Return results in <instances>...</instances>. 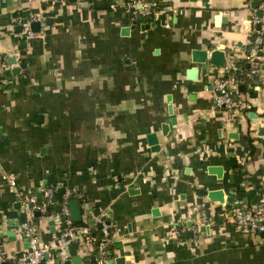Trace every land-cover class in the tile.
Listing matches in <instances>:
<instances>
[{
  "label": "crops",
  "instance_id": "1",
  "mask_svg": "<svg viewBox=\"0 0 264 264\" xmlns=\"http://www.w3.org/2000/svg\"><path fill=\"white\" fill-rule=\"evenodd\" d=\"M136 1L0 0V254L26 251L20 230L29 221L42 242L56 241L60 226H48L56 211L35 220L23 202L48 187L60 203L68 195L79 201L78 223L92 237L99 220L110 224L105 263L122 256L125 264H264V237L234 227L232 203H211L196 235L180 229L207 212L200 189H221L248 212L264 203V44L257 74L237 86L246 107L227 113L212 103L215 82L238 61L248 64L250 20L261 2L152 0L147 17L133 15ZM22 21L40 22L24 46L15 30ZM194 49L207 51L205 63L192 62ZM213 50L224 51V66L209 63ZM210 166L221 167V177ZM13 220L15 238L2 234ZM78 241L89 264L94 245ZM49 259L57 264L56 255Z\"/></svg>",
  "mask_w": 264,
  "mask_h": 264
},
{
  "label": "built area",
  "instance_id": "2",
  "mask_svg": "<svg viewBox=\"0 0 264 264\" xmlns=\"http://www.w3.org/2000/svg\"><path fill=\"white\" fill-rule=\"evenodd\" d=\"M136 2L139 5L138 7H136ZM136 2L131 5L134 16H153L155 13L154 9L157 6L154 1L137 0ZM259 8L261 11L264 10V1L261 2ZM250 22L252 25L253 39L245 51L246 60L248 63L247 72L245 73L246 77H252L257 74L259 69V54L262 51L264 44V36L260 29L256 28V26L260 24V18L256 15H252ZM20 24L22 27L20 34L24 33L26 37L33 35V32H31L29 29V23L27 21L21 22ZM228 71L229 69L226 72ZM237 86L238 82L236 80L234 71H231V73L226 78L218 79L217 83L214 85V90L216 93H214L212 96L213 106L218 109H222L227 113L238 111L246 107L245 100L239 95ZM14 183V180L11 179L10 184L14 185ZM40 192L42 197L45 199V201L41 204L37 203V197L34 194L27 195L23 199L24 204H32L28 209L30 218L34 217V211L36 210L40 211L41 214H44L46 212L48 203L52 202L50 200V198L53 196L51 188L42 187ZM62 204L63 205L60 211H56L54 217L55 223L60 226V233L59 236L56 237L55 242H42L39 232L34 230V226L31 225L30 221L22 224L20 231L24 232L26 236L29 237V248L17 258L16 264H39L40 262L44 261L43 255L48 253L53 248V245H56V248H62L64 244L78 239H82L85 242H92L94 249L99 256L97 263H105L107 257V248L111 243V238L109 237L110 224L106 221L99 220L100 224L102 225L101 231L103 235L99 238L92 237L86 227L73 224L71 222L69 218V210L65 205V201ZM207 218L206 211L201 209L196 221H192L184 227L181 226L180 229L191 231L192 234L196 235L200 225L207 222ZM229 218L234 227L238 230L264 232V203L257 205L255 211L253 212L245 211L240 206L234 207L233 210H231ZM49 260L50 259L48 258L45 261L48 262ZM4 262L5 258L0 254V264Z\"/></svg>",
  "mask_w": 264,
  "mask_h": 264
},
{
  "label": "water",
  "instance_id": "3",
  "mask_svg": "<svg viewBox=\"0 0 264 264\" xmlns=\"http://www.w3.org/2000/svg\"><path fill=\"white\" fill-rule=\"evenodd\" d=\"M69 1L74 2L76 0H69ZM256 6H257V2H254L253 3V7H256ZM1 12H2V9H1V6H0V14H1ZM256 15L258 17H262V12L260 10H257ZM139 19H142V17L139 16ZM214 19H215V24L218 25L219 22H220V16L216 15ZM148 21H150V19H148ZM22 22H25V21H22ZM45 24H48V21H45ZM29 28H30V30L32 32H39L40 31V22L39 21H32L29 24ZM256 28L259 29L260 28V24H258L256 26ZM126 29L123 30V31H126ZM15 30H16V32L20 33L21 30H22L21 25H17L15 27ZM21 37H22V41H21L20 45L24 46L25 41H26V35L24 33H22ZM191 60H192V62H195V63H205L207 61V51L199 50V49L192 50L191 51ZM7 61H8L9 64H13V63L16 62V59H15V57H11L10 56V57L7 58ZM208 61H209L210 64L214 65L215 67L224 66V63H225V53H224V51H222V50H213V51H211L210 54H209V57H208ZM23 66L24 65L21 64L20 66L15 67V68H13L11 70H6L5 74L6 75H10L11 73H17L19 71L20 67H23ZM187 72H188V74H191V76H189L191 79H195L196 78V76H195L196 72H197L196 68H191ZM194 73H195V75H194ZM215 83H217V81ZM239 89L240 90L242 89L241 85H239ZM168 113L170 115L173 114L171 105H168ZM252 114L253 113L250 112L248 114V117H251ZM170 122L172 124H176L177 122H179V120L176 117H171ZM161 128H162V135H166V133L168 131V124H163L161 126ZM146 139H147V142H148L149 146L151 147L152 151H157L159 149L158 137L156 136L155 133H149L146 136ZM207 170H208V173L215 174L218 178L221 177V167L210 166V167H208ZM60 191H61L62 194L65 193L64 189H61ZM199 192L201 193L202 196H206V198H207V201H206V203L204 205L208 209L207 212H206V216L207 217L209 216V208H210V204L211 203L219 204L218 205L219 208L221 206H224L225 208H228L231 203L234 204L235 207L240 206L238 203H234V197L232 195L225 197L224 192L221 189L211 190V191H207V192H205L203 189H200ZM36 195H37L38 198L42 197L41 193H36ZM50 200L52 202L56 203L55 204V211H57V212L60 211V209H61L63 204L58 201L57 197L56 196H52L50 198ZM31 205L32 204L26 205L27 210L29 209V207ZM65 205L68 207L69 218H70L71 222L73 224H76V223L80 222L82 220V209H81L79 201L76 198H74L72 195H68L66 197V200H65ZM15 207L18 209L17 214L19 215L20 214V211H19L20 204L16 203ZM155 212H156V210L152 211V213H155ZM35 216L41 217L40 211L36 210L35 211ZM8 224H9V227L11 229L3 230L2 234L6 235V236H9L11 238H15V236H16V228L18 227L17 226V221H14V220L13 221H9ZM48 226H49L50 232L54 233V220L53 219L48 222ZM101 227H102V225L98 224V229L101 230ZM99 235L100 236L103 235L102 231H100ZM186 235H187L186 233L183 234V236H186ZM260 235L262 237H264V232H261ZM21 237H22V239L24 241V248L28 249L29 248V237H27L26 234L24 232H22V231H21ZM79 244H80V242L78 240H74V241H71L69 243L64 244L62 246V248H53V249H51L48 253H45L43 255L44 261L40 262L39 264H45V260L48 259L50 257V255H56L55 263H57V264H83L82 263L83 262L82 257L77 255V253H76L77 250H78ZM121 246L122 245H121V243L119 241H116L115 244H114V247H116V249L120 248ZM62 250H66L67 251L66 259H64L61 256V254H60ZM98 259H99L98 255H96V256L93 255L91 257L85 258L84 259V263L98 264L97 263ZM113 263L114 264H125L124 263V257L121 256V257L110 258L104 264H113ZM2 264H6V263H2Z\"/></svg>",
  "mask_w": 264,
  "mask_h": 264
},
{
  "label": "trees",
  "instance_id": "4",
  "mask_svg": "<svg viewBox=\"0 0 264 264\" xmlns=\"http://www.w3.org/2000/svg\"><path fill=\"white\" fill-rule=\"evenodd\" d=\"M258 2H262L264 0H256ZM147 18V17H146ZM135 22H139V19L138 17L135 18ZM253 39V35L250 36V40ZM248 47V46H247ZM235 72V75H236V80L238 82V84H242L243 86L246 85L247 83V77L245 76V73L247 72V65L245 64L244 61H238L236 63V70L234 71ZM223 78H225V75L222 76ZM221 77V78H222ZM45 201V199L43 197L41 198H38L37 197V203L41 204ZM55 211V203L54 202H49L48 205H47V209H46V212L43 214L44 216H49L50 213L54 212ZM42 216V214H41ZM39 217L35 216V211H34V219L37 220ZM79 225H81L82 223H78ZM77 224V225H78ZM111 230L109 232V237L112 238V234H111ZM42 237L44 238L45 241H47V236L46 235H42ZM100 237V236H99ZM98 237V238H99ZM0 245H1V240H0ZM111 246V244L108 245V247ZM21 253L20 254H17L15 255L14 257L12 258H5V262L6 264H16V260L18 257H20Z\"/></svg>",
  "mask_w": 264,
  "mask_h": 264
}]
</instances>
